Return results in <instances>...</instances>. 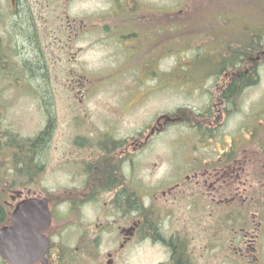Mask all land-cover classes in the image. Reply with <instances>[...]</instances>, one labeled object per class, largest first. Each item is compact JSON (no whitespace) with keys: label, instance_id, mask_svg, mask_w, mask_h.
Segmentation results:
<instances>
[{"label":"flooded vegetation","instance_id":"obj_1","mask_svg":"<svg viewBox=\"0 0 264 264\" xmlns=\"http://www.w3.org/2000/svg\"><path fill=\"white\" fill-rule=\"evenodd\" d=\"M76 1L0 0V264H12L1 251L6 252L13 239L12 219L18 205L39 196L48 198L52 212L53 222L45 233L51 241L48 264H63L65 255L54 252L56 237L65 241V251L90 259H97L98 248L109 243L112 248L105 254L107 264L122 263L127 250L143 241L168 251V264H175L173 245L184 261L193 264L197 258L195 239L206 235L199 234V229L208 233L212 263L264 264V138L252 140L255 149L248 151L244 118L235 129L229 125L231 118L242 114L247 90L243 75L258 77L262 68V34L245 28L226 36L216 33L218 22L203 25L209 27L206 30L211 33L207 34L186 29L187 24L197 21L194 17L210 19L215 5L229 10L220 15L222 18L237 15L231 6L247 0H81L96 7L84 10L78 19L71 17ZM8 4L19 16L24 6L32 10L27 16L34 26L39 68L46 86L40 94L35 91L38 87L34 75L26 69L22 44L14 45L18 30L6 27ZM214 24L216 28L212 29ZM39 31L43 44H39ZM79 39L86 40L89 48L100 47L110 53L113 67L120 72L142 69L145 73L150 68H161L167 50L242 51L255 55L240 70L208 79L212 86L207 108L196 113L182 109L162 115L153 125L121 139L114 126L103 130L83 124L86 96L111 81H120L115 85L124 82L119 76L91 78L85 74L87 63L80 56L87 46L76 50L73 46ZM37 58V54L30 56L32 62L38 63ZM231 64L225 62L227 67ZM137 79L140 84V77ZM236 81H243L242 86L230 94L229 88ZM54 82L63 85V93L54 92ZM9 86L25 91L14 93L19 98L28 95L45 120L44 128L30 137L14 130V120L7 117L10 108L5 92ZM55 96H61L66 110L78 117L69 121L58 140L53 123ZM188 115L190 121L185 118ZM178 125H191L195 133L185 150L188 156L182 150L186 142L180 140V156L171 158L168 171L154 180L156 172L167 165L164 142L160 143L161 152L154 150L153 156L142 157L152 138ZM39 149L42 151L38 153ZM53 152L58 156H52ZM50 161L62 166L65 183L61 191L53 188L45 193L40 185L47 169L45 163ZM22 240L18 227V255L23 251Z\"/></svg>","mask_w":264,"mask_h":264},{"label":"rangeland","instance_id":"obj_2","mask_svg":"<svg viewBox=\"0 0 264 264\" xmlns=\"http://www.w3.org/2000/svg\"><path fill=\"white\" fill-rule=\"evenodd\" d=\"M168 8L171 3L167 2ZM9 4L6 6V15L8 14ZM96 7L92 2L78 0L72 6L71 17L78 19L81 13L87 9H94ZM215 10L212 12L213 16L205 20L201 17H194V22L187 24V30L193 33H198L199 30L205 31L201 27L202 24H213L218 22L219 29L223 35H230L239 32L240 30L256 29L264 30L262 26L257 27L260 23L264 25V0H247L239 5L231 6V10L237 15H228L220 17L221 14H228V11L223 9V5H215ZM219 8L220 10H218ZM247 14V15H246ZM47 15V14H46ZM229 24H226L227 22ZM8 21V17H7ZM225 22V23H224ZM41 25L42 22L40 21ZM212 29L216 28L214 24ZM40 32V31H39ZM188 32V31H184ZM211 33V32H209ZM41 35V33H40ZM74 49L82 46H87V51L82 53L80 58L85 60L87 68L84 70L91 78L119 76L122 77L124 85H115L120 81H111L100 88L93 90L85 99V114L81 118L83 124L87 126L95 125L105 130L107 126L116 127L118 138H129L138 130L145 128L147 125H153L155 121L162 115L179 112L182 109H188L193 113L198 110L205 109L209 103L211 82L210 70H214L219 63V54L221 52L211 50L190 51L183 49L177 52H170L164 55L165 59L161 68H154L145 73L142 69L120 70L115 69L110 58V53H107L100 47H88V42L83 39L76 40L73 44ZM169 50H167L168 52ZM230 54V53H229ZM259 65L262 67L258 76V82L247 88L243 98L242 114L239 117L231 118L230 127L235 129L238 123L244 118L245 134L247 149L253 151L255 145L252 140L261 137L264 138V54H260ZM226 53V57H228ZM220 62V61H219ZM134 78V80L125 78ZM140 77V84L137 78ZM202 83L198 86H193L192 82ZM36 85V84H35ZM8 87V86H7ZM6 87V88H7ZM9 90L5 93L7 95V106L10 110L7 117H12L15 126L14 130L20 132L24 137H30L36 132L40 131L45 126V120L40 109L33 106L32 100L28 95L17 97L16 93H25V91L17 90L9 86ZM35 90L38 94L43 92L40 86ZM63 85L54 82V92L63 93ZM5 91V90H4ZM244 92V91H243ZM15 95V96H14ZM54 103V124L56 125V137L59 139L62 131L69 125L72 118L78 119L71 115L70 111L66 110L61 96H55ZM188 120V117H185ZM261 121V125L259 122ZM72 124V123H71ZM191 126V125H189ZM187 125L169 126L165 134L162 136H155L151 139L150 148L146 151L145 157L153 156L155 151L158 153L161 149V144H165V153L167 156V165L156 172L154 180L168 171L171 158L180 156L177 154L179 150L178 142L183 140L182 150H188V141L194 140L193 129ZM258 127V129H257ZM137 134V133H136ZM155 150V151H154ZM161 152V151H160ZM58 156V154H52ZM184 156H188L186 153ZM50 157V154H48ZM45 159L44 161H47ZM46 171L43 175L40 190L45 193L51 189L60 190L65 183V176L62 166H56L55 163L47 165ZM167 171L165 172L166 168ZM63 209L61 208L60 211ZM199 235L195 239L194 246L197 247V258L193 264H221L222 261L217 260L212 263L208 255V233L205 230L199 229ZM63 240V239H62ZM57 237L54 238L56 247L54 252L61 253L64 258L63 264H107L106 252H108L112 245L104 242L98 248L97 259H90L76 255L74 251L72 254L65 251L62 247L66 244ZM216 239V243H217ZM60 246V247H59ZM73 247V246H72ZM73 249V248H72ZM70 250V249H69ZM74 250V249H73ZM170 254L163 250L161 246H154L148 242H136L127 250V256L122 262L123 264H168ZM122 264L121 262H118Z\"/></svg>","mask_w":264,"mask_h":264},{"label":"trees","instance_id":"obj_3","mask_svg":"<svg viewBox=\"0 0 264 264\" xmlns=\"http://www.w3.org/2000/svg\"><path fill=\"white\" fill-rule=\"evenodd\" d=\"M8 21H7V28H11V29H16L17 33L14 36V39L16 40V42H14L15 46L17 44H22L23 46V57L24 60L28 63L26 64V69L27 71L34 75V82L36 84V86H40L44 92L45 89V83H44V79L43 76L41 75V70H40V58H39V52L36 49L35 45L36 43L34 42V26L32 23V20L29 18L28 13H31L32 10L30 8V6H24V10H23V14L22 16H19L18 14H15V11H13V9H11V7L8 8ZM28 12V13H27ZM261 24V23H260ZM262 28H263V24ZM209 28V27H208ZM208 28H204L205 31L202 32V34H207L209 33ZM261 32H259L260 34H262V43H264V31L260 30ZM248 38V37H247ZM217 40H219V37H216ZM205 41V38H204ZM224 43V42H222ZM39 44H43V40L41 38L40 32H39ZM255 43H253L254 45ZM27 47V49H26ZM170 52H174L169 50L166 53H170ZM176 52V51H175ZM221 54H219V61H218V65L216 67H214V70H210V77H222L225 76L227 72L232 71V70H240L243 67V64L245 62H249L250 58L253 57L255 54L250 53V52H232V53H228V57H226V52H222L220 51ZM38 56V63L36 61L33 60V62L30 59V56H34L36 55ZM29 58H27V57ZM231 61V65L229 67H227L225 65V62ZM38 66V68H37ZM153 68H150L148 71L152 70ZM236 70V71H237ZM255 74V73H254ZM242 79H246L247 80V85L246 88L254 85L255 83L258 82V77L255 75H243ZM255 81V82H254ZM243 81H236L230 88H229V93L233 94L234 92L238 91L240 89V87L242 86ZM202 84V83H201ZM198 84L196 81L192 82L193 86H198L201 85ZM232 96V95H231ZM188 117V120L190 121L191 116L188 115L186 116ZM43 138H46V134L43 135ZM24 140V138H23ZM42 149L38 150V153L41 152ZM32 155V154H31ZM28 159L29 161H33L32 158L30 157V154L28 155ZM173 248L175 249V253H174V263L175 264H188L187 261H184L183 257L181 258V255L179 254V252L177 251L175 245H173Z\"/></svg>","mask_w":264,"mask_h":264},{"label":"water","instance_id":"obj_4","mask_svg":"<svg viewBox=\"0 0 264 264\" xmlns=\"http://www.w3.org/2000/svg\"><path fill=\"white\" fill-rule=\"evenodd\" d=\"M13 239L7 244L8 250L1 254L12 264L18 261H42L48 264L45 258L50 241L45 233L52 225V214L46 198H35L27 200L18 205L13 215ZM22 230V254L16 253L15 229Z\"/></svg>","mask_w":264,"mask_h":264}]
</instances>
